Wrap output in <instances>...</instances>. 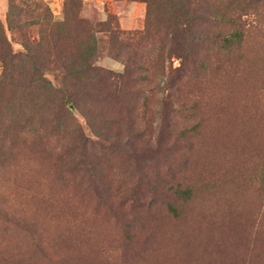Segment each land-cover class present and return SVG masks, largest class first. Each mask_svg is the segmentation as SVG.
Wrapping results in <instances>:
<instances>
[{"label":"rangeland","instance_id":"obj_1","mask_svg":"<svg viewBox=\"0 0 264 264\" xmlns=\"http://www.w3.org/2000/svg\"><path fill=\"white\" fill-rule=\"evenodd\" d=\"M177 1L0 0V261L264 264V1Z\"/></svg>","mask_w":264,"mask_h":264},{"label":"trees","instance_id":"obj_2","mask_svg":"<svg viewBox=\"0 0 264 264\" xmlns=\"http://www.w3.org/2000/svg\"><path fill=\"white\" fill-rule=\"evenodd\" d=\"M249 1V0H248ZM264 0H252L250 4H258ZM232 2H237V0H223L224 7L222 8H211L207 6V0H196L191 2L190 0H179L176 2V11L174 14L175 21H179L184 24V30H186L189 35L188 47H184L180 44V53L178 57L181 58V65L183 66L186 62H190L192 69L194 71L198 70L204 64L200 62L199 56L203 54L200 47L203 45L205 40H209L214 44L218 45L221 50L230 48L232 45L236 44L243 39V30L241 25L244 26L246 19L251 15V12H247V18L244 19L243 15L240 13L237 15L236 11L227 10ZM12 1L9 3V10H12ZM11 7V8H10ZM259 7H255L257 10ZM150 9V8H149ZM253 18L257 17V14L253 12ZM212 23H228L230 29L227 31L214 30L210 26ZM7 44V42H6ZM9 46V45H8ZM197 62L198 65L195 63ZM188 190V189H187ZM187 190H175V193H182L186 195ZM169 209L176 216L178 215L177 210L171 204H168ZM1 257V256H0ZM4 260V258H3ZM0 264H27L21 261L12 262L10 258L6 261H0Z\"/></svg>","mask_w":264,"mask_h":264}]
</instances>
